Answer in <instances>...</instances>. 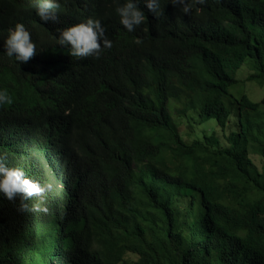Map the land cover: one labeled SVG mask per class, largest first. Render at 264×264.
<instances>
[{
  "label": "trees",
  "instance_id": "trees-1",
  "mask_svg": "<svg viewBox=\"0 0 264 264\" xmlns=\"http://www.w3.org/2000/svg\"><path fill=\"white\" fill-rule=\"evenodd\" d=\"M60 5L44 23L32 0H0V33L20 21L37 44L19 65L0 40L13 98L0 157L53 185L46 213L0 198V264H264V167L250 158L264 161V97L229 93L245 61V81L264 86V0H206L190 15L159 0L158 17L139 0L133 32L114 0ZM88 17L113 46L71 57L51 37ZM192 115L223 136L185 141Z\"/></svg>",
  "mask_w": 264,
  "mask_h": 264
},
{
  "label": "clouds",
  "instance_id": "clouds-1",
  "mask_svg": "<svg viewBox=\"0 0 264 264\" xmlns=\"http://www.w3.org/2000/svg\"><path fill=\"white\" fill-rule=\"evenodd\" d=\"M115 13L120 25L128 32H133L144 23L146 16L139 6V0H114ZM178 11L190 15L193 9L203 6L206 0H169ZM144 5L154 16L160 13L159 0H144ZM60 0H32V8L39 19L44 22H55L60 9ZM55 45L67 49L69 56L83 59H99L106 49H111L113 42L106 35V30L99 19L88 17L83 21L67 25L57 30L51 37ZM3 53L16 62L27 63L37 52V44L32 39V34L23 22L17 21L0 33ZM13 98L6 88H0V106L10 105ZM51 183L41 184L25 174L19 166H9L3 157H0V198L12 202L15 210L23 214L29 211L47 212L43 201L46 191H50ZM33 197L38 198V203L31 206L28 201Z\"/></svg>",
  "mask_w": 264,
  "mask_h": 264
},
{
  "label": "rangeland",
  "instance_id": "rangeland-1",
  "mask_svg": "<svg viewBox=\"0 0 264 264\" xmlns=\"http://www.w3.org/2000/svg\"><path fill=\"white\" fill-rule=\"evenodd\" d=\"M248 61H245L243 66L236 72V79L242 84H239L237 88L232 87L229 89V93L237 96L239 93H245L249 99L253 102H258L262 97H264V86L259 87L253 82H246L245 79L250 73L249 68L247 67ZM190 126V127H189ZM191 128V130L189 129ZM233 124H230L224 134H228L229 131L233 130ZM180 135L187 142H190L194 139H201L204 135H216L219 137L223 136V132L217 126L214 119H210L207 122L198 123V117L196 115H192V118L184 120L180 123L179 126ZM250 158L253 161V164L259 169L262 170L264 167V161L255 154H250ZM128 264H131V261L135 260L136 257L128 254L125 257Z\"/></svg>",
  "mask_w": 264,
  "mask_h": 264
}]
</instances>
